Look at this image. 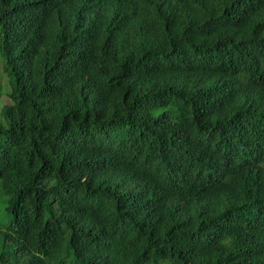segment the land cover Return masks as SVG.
<instances>
[{"label":"trees","instance_id":"16d2710c","mask_svg":"<svg viewBox=\"0 0 264 264\" xmlns=\"http://www.w3.org/2000/svg\"><path fill=\"white\" fill-rule=\"evenodd\" d=\"M56 1L0 0L3 29ZM59 1L58 26L22 32L54 73L25 77L0 43V264H264V0ZM81 158L144 208L125 232L36 184Z\"/></svg>","mask_w":264,"mask_h":264},{"label":"clouds","instance_id":"9594fccd","mask_svg":"<svg viewBox=\"0 0 264 264\" xmlns=\"http://www.w3.org/2000/svg\"><path fill=\"white\" fill-rule=\"evenodd\" d=\"M62 10V4L57 0L48 7L45 20L34 22L27 14H21L7 25L6 30L3 29L0 18V43L6 44L4 50L10 56V65L13 70L18 71L25 77L34 76L42 68H48L54 73V67L58 63L54 61L51 49L45 44L43 50H36L35 48L32 50L31 46L36 47L42 42L24 41L22 32L23 29L43 32L58 26L61 23ZM11 27H13V30L10 31ZM9 36L13 40H9ZM21 55H23V58L19 59ZM75 165L78 167V171L74 176H49L38 179L40 181L36 180V184L42 188L44 186L53 188L55 185H60L66 194L68 193L67 195L74 208L90 209L97 207L100 209L102 216L98 218L99 213H97L96 221L99 227L103 226L104 232L107 228L110 231H114L116 228H126L127 230L135 224L129 226L118 225L133 223L139 215L143 217L144 208L137 207L136 203L139 201L133 194L132 196L129 195V185L122 175L107 176L94 165L92 160L85 158H81L80 163ZM80 187L82 193L79 197L72 199L71 193ZM121 189L124 191L122 197ZM91 191H96L98 196L89 197L88 193ZM0 197L5 202V206L9 204L11 196L7 193L3 183H0ZM88 198H91L95 203L89 202ZM63 257H66L67 263L73 261V251L69 244L67 252L64 249ZM51 264L56 263L52 262Z\"/></svg>","mask_w":264,"mask_h":264},{"label":"rangeland","instance_id":"374dc122","mask_svg":"<svg viewBox=\"0 0 264 264\" xmlns=\"http://www.w3.org/2000/svg\"><path fill=\"white\" fill-rule=\"evenodd\" d=\"M0 42H1V29H0ZM1 53V50H0ZM12 216L9 215V213H7V211L5 210V202L2 201V197H0V226L5 229L12 221ZM8 246V245H6ZM67 248H68V238L64 244V249L65 252H67ZM4 249L3 244H0V252ZM6 252L8 253L9 251L12 253L13 250L12 248H10L9 246L6 247Z\"/></svg>","mask_w":264,"mask_h":264},{"label":"water","instance_id":"95a60500","mask_svg":"<svg viewBox=\"0 0 264 264\" xmlns=\"http://www.w3.org/2000/svg\"><path fill=\"white\" fill-rule=\"evenodd\" d=\"M75 209L78 210V211H80V212H87L88 213V216L90 218H95L96 219L97 213H99L98 218H100L102 216L101 215V213H102L101 210L98 209L97 207L96 208H90V209H87V208H84V209L75 208ZM118 231L125 232L126 231V228H116L114 231H110V229H108V228L106 229V233L107 234H110V235H113V234H115ZM51 242H50V244H48V246H46L44 248V250H47L50 247Z\"/></svg>","mask_w":264,"mask_h":264},{"label":"bare ground","instance_id":"6f19581e","mask_svg":"<svg viewBox=\"0 0 264 264\" xmlns=\"http://www.w3.org/2000/svg\"><path fill=\"white\" fill-rule=\"evenodd\" d=\"M68 194V193H67ZM65 197H69V196H65ZM66 199H68V198H66ZM11 221H13V220H11ZM12 223V222H11ZM129 225H131V224H120V225H118V226H129ZM103 229V228H102Z\"/></svg>","mask_w":264,"mask_h":264}]
</instances>
